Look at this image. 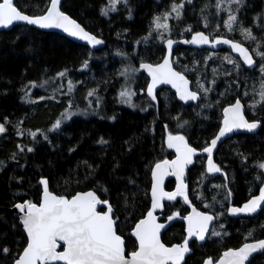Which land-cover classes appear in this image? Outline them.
<instances>
[{
  "label": "trees",
  "instance_id": "obj_1",
  "mask_svg": "<svg viewBox=\"0 0 264 264\" xmlns=\"http://www.w3.org/2000/svg\"><path fill=\"white\" fill-rule=\"evenodd\" d=\"M182 1L118 0L112 10L108 9L112 0H65L62 11L101 39L97 50L28 25L0 33V125L5 128L0 133V264H13L27 245V236L11 208L25 201L39 203L41 178L48 179L51 191L58 196L69 198L79 191H95L113 206L127 255L136 251L131 231L150 208L152 169L174 157L168 136L181 135L196 150H205L221 128L223 109L237 99L244 103L250 121L261 122L259 132L234 135L221 145L213 159L218 172L209 171L208 156L197 157L188 171V191L166 201L162 215L164 220L175 214L186 216L191 204L205 212L223 211L216 222L224 225L222 239L194 241L193 253L184 264H203L208 258L218 259L227 249L264 238V210L253 218L241 219L226 212L229 205L246 202L264 185V169L260 167L264 164V97L257 109L249 108L250 93L264 90V71L250 70L241 61L231 64L219 57L207 58L208 50L179 47L174 52L175 67L193 81V86L196 74L212 79L208 93L201 94L197 106L182 105L168 89L158 92L157 102L146 93L148 79L140 63L161 62L165 41L144 45V40L154 17ZM50 3L13 1L30 16L43 15ZM217 3L192 0L185 4L179 17L170 21V38L204 31L212 37L241 42L251 51L255 42L264 54V0H239L235 27L239 24L248 31L258 27L255 41L235 31L226 32ZM212 23H218L220 31L211 34ZM222 53L232 56L226 50ZM130 67L139 73L136 90L142 92L136 101L146 112L120 104L119 91L126 84L125 73ZM56 88L61 92L55 93ZM90 102L92 107L99 104L96 114L72 118L51 131L65 112L87 107ZM175 185L170 179L166 189L172 191ZM185 237V225L175 223L163 234V242L171 246ZM250 264H264V254Z\"/></svg>",
  "mask_w": 264,
  "mask_h": 264
},
{
  "label": "snow or ice",
  "instance_id": "obj_2",
  "mask_svg": "<svg viewBox=\"0 0 264 264\" xmlns=\"http://www.w3.org/2000/svg\"><path fill=\"white\" fill-rule=\"evenodd\" d=\"M59 2L60 0H51V7L46 15L31 18L21 14L14 6L13 0H2L0 2V27L11 26L17 21H26L28 24L38 25L40 28H61L72 36H79L94 45L100 44V40L89 35L79 24L59 11ZM116 2L118 0H112V10H115L114 5ZM173 11H177L179 14L175 6ZM106 14L107 10H105ZM235 19V16H232L229 20L230 30L231 23ZM157 21H159V17ZM156 27L167 28V25H161L157 22ZM245 35L246 38L255 39L250 31L246 32ZM185 42L207 44L209 38L201 33L194 36L191 41ZM221 42L231 44V47L240 53L248 65L251 66L254 63L248 50L240 44L228 40L216 41V43ZM168 46L171 48V40L168 41ZM143 67L148 68L152 75V87L148 90L149 95H152V88L157 83H171L176 87L175 81L179 80L183 85L182 88H178L182 100H195L198 98L196 92L187 90L188 81L179 73L172 71L169 60L166 59L163 64L156 68H152L151 65H143ZM261 71H264V68ZM60 75L63 76L64 73H60ZM91 94L89 93V95ZM125 95L127 93L121 92V96ZM153 99H155L154 96ZM241 107L240 102L237 101L233 107L225 109L224 127L220 130L219 135L211 141V147L205 149L206 152L211 154L217 140L225 136L226 133L233 131V129L246 128L251 131L258 127L257 123H250L244 119ZM56 126L59 127V121ZM4 131V126L0 125V133ZM101 143H105V141L101 140ZM168 147L175 148L180 156L171 163L165 160L162 164L156 165V173L154 174L156 185L152 191L153 210L163 207L161 204L162 198L166 197L168 200H173L176 195L183 193V185L176 193L163 192L161 177L164 170L172 167L176 169L172 174L181 175L183 166L192 162V156L195 153V149L189 147L185 138L181 135L173 136L170 134L168 136ZM208 164L210 166L209 171H220L213 164L211 155H209ZM260 167L264 169V164H261ZM42 183L44 185L43 203L40 206L31 202L15 206L25 214L23 225L30 239L22 257L16 261V264H38V262L39 264H52L55 261H64L65 264H169V261H171L172 264H180L184 254L189 251L187 240L182 245L170 248L161 243L160 229L164 225L158 224L153 212L149 211L147 219L141 220L135 226L134 235L139 241V250L131 253V259L128 260L125 258L124 241L115 229L111 206L108 205L107 210L104 212L97 211V205H107V201H101L92 191L77 194L71 199L53 195L48 190L47 180L42 181ZM261 202H264V190L260 192L259 197L252 199L243 208H232L231 211L233 214L239 212L254 213L260 207ZM212 219L211 215L196 212L194 209L193 215L187 217L189 237L196 236L203 240L208 230V224ZM58 242H63L65 245L63 251H57L60 247ZM258 249H264V241H259L256 244L246 243L239 250L225 252L224 259L220 261V264H244L249 255ZM4 251L6 252L7 249H4ZM207 264H212V261L209 260Z\"/></svg>",
  "mask_w": 264,
  "mask_h": 264
},
{
  "label": "water",
  "instance_id": "obj_3",
  "mask_svg": "<svg viewBox=\"0 0 264 264\" xmlns=\"http://www.w3.org/2000/svg\"><path fill=\"white\" fill-rule=\"evenodd\" d=\"M14 1V0H13ZM65 0H60L59 2V5H58V8H59V11H61L62 13H64L62 11V5H63V2ZM51 7V3L49 5V8L47 9V11L50 9ZM18 11H20L18 9ZM47 11L43 14V15H46L47 14ZM21 12V11H20ZM21 14L23 15H27L31 18H37V17H40V16H30L28 14H25L23 12H21ZM65 15H67L71 20H74L77 24H79L81 26V28L84 29L85 32H87L89 35H92V36H95L94 34L88 32L78 21H76L75 19H73L71 16H69L68 14L64 13ZM41 15V16H43ZM24 25H28L30 27H33L35 29H39V30H42V31H46V32H50V33H55V34H59L61 36H64L68 39H70L71 41L77 43V44H81V45H85L89 48H91L92 50H97L101 43L100 44H92L90 43L88 40L86 39H81L79 36H72L70 35L69 33L65 32L63 29L61 28H40L38 25H33V24H28L26 21H17V22H14L11 26H8V27H0V33L1 32H5V31H10L11 29H13L14 27L16 26H24ZM203 34V35H206L208 36L209 38V43L207 44H201V43H197V44H193V43H186L185 41H191L192 38L194 36H197L198 34ZM98 40L101 41V39L97 36H95ZM171 40L172 41V46L171 48H169L168 46V41ZM223 40H228L232 43H236V44H240L243 48H246L248 50V53L251 55L254 63L250 66L248 65L243 57L240 55V53L238 51H236L235 49H233L231 47V44H225V43H216V41H223ZM179 47H187V48H190V49H194V50H208V51H212V52H220V51H224V50H228L232 53V55L237 58L238 60H240L248 69L250 70H255L259 63H258V60L256 59V57L253 55L252 51L244 44H242L241 42H238V41H235L233 39H230L228 37H224V36H215V37H212L210 35H208L207 33H205L204 31H198L196 33H193L191 36L189 37H184V38H168L167 40H165L164 42V48H165V56L163 58V60L157 64H152V63H149V62H141L140 63V68L141 70L144 72V74L146 75L147 79H148V84H147V87H146V93L147 95L152 99V101L154 102H157V94L158 92H160L161 90L163 89H168L170 90L176 97L177 101L179 103H181L182 105L184 106H189V105H195L197 106L201 99H202V95L201 93H199L198 91H196L193 87V81L187 77L184 73L180 72L174 65V52L176 49H178ZM169 60V64H170V67L172 69L173 72H176V73H179L181 76H183L185 78V80L188 81V84H187V90L188 91H192V92H196L197 93V99L195 100H182L181 99V92L178 91V88H182L183 85H182V82L179 81V80H176L175 83H176V87L173 86V84L171 83H157L155 85L154 88H152V95H149V88L152 87V75L150 73V71L148 70V68H145L143 67V65H151L152 68H156L157 66L161 65L164 63L165 60ZM153 96L155 97V99H153ZM239 101L240 104H241V113L244 117L245 120H247L248 122L250 123H257L258 124V127L249 131L248 129L246 128H239V129H233V131L229 132V133H226L225 136L223 137H220L219 140H217V143H216V146L213 148L211 154H209L208 152H206L205 150L203 151H199V150H196L195 148H193L192 146H190L188 143V146L195 149V153L193 154L192 156V162L190 164H185L183 166V170H182V174L181 175H174L172 174L174 171H176L175 168H172V167H169L167 168L166 170H164V174L162 175L161 177V188L163 189V192L165 193H176L178 189H180L183 185V193L182 194H178L175 196V199H177V197L179 195H185L186 192L188 191V186H187V183H186V180H187V176H188V171L190 169H192L195 165V162H196V159L197 157H201V156H208L211 155V159L213 161L214 159V155L216 153V151L219 149V147L221 145H223L227 140L231 139L234 135H238V134H247V135H255L259 132L260 128H261V122L260 121H250L247 117H246V113H245V105L244 103L240 100V99H237L236 101H234L232 104L228 105L227 107H225L222 111V126L221 128L219 129V131L217 132V134L215 135V137L213 139H215L218 135H219V132L220 130L224 127V120H225V109H228L230 107H233L236 102ZM212 139V140H213ZM186 140V139H185ZM211 140V141H212ZM187 142V141H186ZM208 147H211V142L209 144ZM207 147V148H208ZM172 151L174 152V157L171 158V159H166L168 160L170 163L174 160H176L179 156H180V153H178L176 151L175 148H171ZM165 161V160H164ZM162 162H159L158 164H162ZM157 165V164H156ZM156 165L153 167L152 169V185H151V191H150V196H151V205H150V208L148 210L149 211H152L153 212V216L156 217V222L158 224H162L164 225L163 228L160 229V241L161 243H163L166 247H173V246H177V245H182L185 240H187V244H188V248H189V251L187 253L184 254V258L183 260L180 262V264H184L185 261L187 260V258L192 255L193 253V250H192V243L194 241H197V242H200V243H205L209 237L211 236L212 234V230L217 222V217H216V214L215 213H210V212H205V211H202L200 209H198L195 205L191 204L190 205V210L188 212V214L186 216H180L179 214H175V215H171V216H168L165 220L163 219V215H162V212L164 210V203L166 201H173V200H168L166 197L162 198L161 200V204L163 205L162 208H157L155 210L152 209V202H153V196H152V191H153V188L155 187L156 185V178H155V173H156ZM170 179H174L175 182H176V185H175V188L172 190V191H168L166 189V185H167V182L168 180ZM44 180H47L48 182V190L53 194V195H57L55 194L54 192L51 191L50 189V186H49V181L47 178H41L39 180V184L41 185L42 187V194H41V198H40V201L39 203H35L37 204V206H40L42 203H43V191H44V185L42 183V181ZM264 190V185H262V187L259 189V191L257 192V194H255L254 196H252L249 200H247L246 202H244L243 204L241 205H234V204H231L228 209H227V212L229 214L230 217L234 218V219H239V218H243V217H255L257 216L258 214H260L263 210H264V202H261L260 204V207L257 208V211L254 212V213H247V212H239V213H236V214H233L231 209L232 208H243L245 204H248L252 199L254 198H257L259 197L260 195V192ZM89 191H92L94 192L96 195L97 193L93 190H87V191H79L77 192L75 195L77 194H82V193H85V192H89ZM75 195L69 197L68 199H71L72 197H74ZM58 196V195H57ZM97 197L101 200V201H104L102 200L98 195ZM67 198V197H66ZM29 203V201H25L23 203H17V204H27ZM16 204V205H17ZM14 205L12 208H11V211L13 212V214L15 215V217L19 220V223L20 225L22 226L23 230H24V233L26 234L27 236V239H28V242H27V245L28 243L30 242V239L27 235V231L25 230L24 228V225H23V218H24V213L20 212L19 209H17ZM110 205L111 206V209H112V212H111V215L113 217V219L115 220V229H116V232H117V223H118V219H116L114 217V208L113 206L107 202V205L105 204H100V205H97V211L99 212H104L107 210V206ZM195 209L196 212H200V213H204V214H207V215H211L213 217L212 221L209 222L208 224V230L207 232L205 233V238L203 240H200L198 237L196 236H192V237H189L188 235V220H187V217L188 216H191L193 215V210ZM148 212L146 213V215L140 219L136 224L135 226L141 221V220H144V219H147V214ZM175 223H183L185 225V232H186V237L184 239L183 242L181 243H178V244H174V245H171V246H168L166 245L164 242H163V234L166 233ZM135 226L133 228V230L131 231V237L137 242V250H139V241L137 239V237L134 235V232H135ZM118 234V232H117ZM119 235V234H118ZM121 236V235H120ZM121 238L123 239L124 241V249H125V258L130 260L131 259V253L129 255H127V250H126V240L121 236ZM259 241H264V238H261V239H258V240H250V241H247L245 242L244 244H256L258 243ZM60 244V247L57 249V251H63L65 249V245L63 244V242H58ZM244 244H242L240 247L238 248H230V249H227L225 250L224 252H222L221 256L218 258V259H214V258H208L204 261L203 264H207V262L209 260L212 261V264H220V261L224 259V253L227 252V251H235V250H239ZM27 245L26 247L24 248V250L27 248ZM24 250L22 251V253L19 255V257L15 260V262L13 264H16V261L22 257L23 255V252ZM135 252V251H134ZM133 253V252H132ZM264 254V249H258L257 251L255 252H252L248 259L244 262V264H250L251 261L256 257V256H259V255H262ZM39 264V262H38ZM52 264H65L64 261H55V262H52ZM169 264H172L171 261H169Z\"/></svg>",
  "mask_w": 264,
  "mask_h": 264
},
{
  "label": "rangeland",
  "instance_id": "obj_4",
  "mask_svg": "<svg viewBox=\"0 0 264 264\" xmlns=\"http://www.w3.org/2000/svg\"><path fill=\"white\" fill-rule=\"evenodd\" d=\"M192 0H183L182 3L180 5H171L168 10L164 11L163 13L157 14L153 21H152V26H151V31L149 33V36L147 39L144 40V45H151L154 44L158 41H165L168 38L172 37L173 34V29H171L170 27V21L172 19H176L179 17V14L177 13V11H173V7L175 6L178 9V12L180 13L181 9L183 8V6L187 3H191ZM117 5V2L115 3V7ZM182 5V7H181ZM108 9H113V3L110 4V7ZM216 9L219 10L223 15H224V22H223V28L225 29L226 32L228 33H232L233 31H235L236 33H239L244 39H252V38H246V32H248V30H245L243 28H241L239 26V24H236L235 27V20H237L239 18V11H240V3L239 0L237 2V0H218ZM232 16H235V20L232 21L231 23V30L229 29V20ZM159 17V21H157V18ZM263 20H264V16H263ZM157 22H159L161 25H167V28L164 27H160L157 28ZM235 27V28H234ZM211 29L212 32L211 34L216 33L217 31H220L221 26L218 23H212L211 24ZM252 37H255V39L252 40H256L257 39V32H258V27L254 30V31H250ZM213 36V35H212ZM252 53L253 55L256 57L257 60H260L261 63L260 65L257 67L256 70L261 71L262 68H264V55H261L263 53H260L258 51V46L255 44V42L252 43ZM259 53V54H258ZM205 58V55L203 56ZM207 58L210 57H219L221 60H226L231 62V64H233L234 62L236 63L237 61H239L237 58H235L233 55H223L222 52H212L210 51V53L206 56ZM216 64H220L219 62H216ZM175 65V64H174ZM215 67V66H214ZM214 70H210L211 74L216 75V73L213 72ZM126 76V84L123 86V88L119 91V101L120 104L126 108H129L133 111H140V112H146V110H143V108L137 103L136 99L137 97L141 94V90L137 92L136 90V83H137V78H138V71L132 67H130L129 69L126 70L125 73ZM63 77H61V84H62V79ZM212 79H201V77L199 76V74H196V84H194V89L199 91L202 95H204L205 93H208L209 89L212 86ZM57 89V88H56ZM55 93H60L61 90L57 89L54 91ZM121 92H125L127 93V95L125 96H121ZM250 105L249 108L251 110H255L258 108V106L261 104L263 97H264V90L258 91L255 90L254 93L251 92L250 93ZM92 103L90 102L87 107H79L75 110H69L68 112H65L62 117L59 118V127H57V122L56 121L52 128L51 131H56L58 129H60L64 123L70 121L72 118L75 117H89L91 115H94L98 112L99 108V104L97 103L96 106L92 107ZM208 206V204L204 203V206ZM222 209H216L214 211V213L219 217L220 214H222ZM225 234V230H224V225L222 224H216L212 230V234L210 236V238L215 237L218 239H222V237Z\"/></svg>",
  "mask_w": 264,
  "mask_h": 264
},
{
  "label": "flooded vegetation",
  "instance_id": "obj_5",
  "mask_svg": "<svg viewBox=\"0 0 264 264\" xmlns=\"http://www.w3.org/2000/svg\"><path fill=\"white\" fill-rule=\"evenodd\" d=\"M225 51V50H224ZM226 51H228V50H226ZM220 52H222V51H220ZM230 52V51H229ZM240 61V60H239ZM163 90H165V89H163ZM162 91V90H161ZM223 120V119H222ZM222 126V125H221ZM243 204V203H242ZM241 205V204H240ZM230 206V205H229ZM228 206V207H229ZM228 207H227V209H228ZM227 212V211H226ZM228 213V212H227ZM228 216H229V214H228ZM216 217H217V215H216ZM230 217V216H229ZM232 218V217H231ZM243 218H250V217H243ZM253 218V217H252ZM234 219V218H233ZM239 219H241V218H239ZM216 225V224H215ZM210 238V237H209ZM224 252V251H223ZM216 260V259H215Z\"/></svg>",
  "mask_w": 264,
  "mask_h": 264
}]
</instances>
